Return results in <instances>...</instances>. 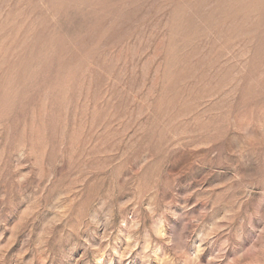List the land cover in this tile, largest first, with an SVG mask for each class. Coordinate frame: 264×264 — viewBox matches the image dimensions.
I'll use <instances>...</instances> for the list:
<instances>
[{
  "label": "rangeland",
  "instance_id": "rangeland-1",
  "mask_svg": "<svg viewBox=\"0 0 264 264\" xmlns=\"http://www.w3.org/2000/svg\"><path fill=\"white\" fill-rule=\"evenodd\" d=\"M0 264H264V0H0Z\"/></svg>",
  "mask_w": 264,
  "mask_h": 264
}]
</instances>
